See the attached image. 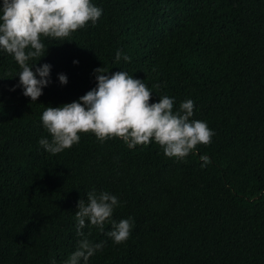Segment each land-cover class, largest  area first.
<instances>
[{
	"label": "trees",
	"instance_id": "trees-1",
	"mask_svg": "<svg viewBox=\"0 0 264 264\" xmlns=\"http://www.w3.org/2000/svg\"><path fill=\"white\" fill-rule=\"evenodd\" d=\"M92 3L103 9L95 25L42 38L47 54L30 63L51 71L37 101L0 51V264H66L81 238L78 201L91 191L117 196L111 220L131 219L132 229L117 245L111 222L93 227L89 239L104 247L88 264H264V0ZM117 50L130 60L117 62ZM101 67L143 80L152 103L167 95L176 111L194 101L192 119L214 131L211 143L181 160L155 141L130 149L81 133L48 153L43 112L79 101Z\"/></svg>",
	"mask_w": 264,
	"mask_h": 264
},
{
	"label": "clouds",
	"instance_id": "clouds-1",
	"mask_svg": "<svg viewBox=\"0 0 264 264\" xmlns=\"http://www.w3.org/2000/svg\"><path fill=\"white\" fill-rule=\"evenodd\" d=\"M102 14L103 9L92 0H3L0 51L11 55L21 69L18 87H22L25 97L37 101L50 83L51 65L45 63L33 70L48 51L42 38L66 40L89 22L95 25ZM121 58L130 60L117 50L116 61ZM94 71L97 86L79 101L60 107L47 106L43 112L42 123L51 139L42 137L39 144L48 153L55 155L70 149L80 142L81 133H92L100 142L119 138L130 149L155 141L167 157L181 160L198 145L211 143L215 133L206 122L192 119L195 105L191 99L181 102L179 110L174 111V98L159 96V101L152 103L153 92L143 80L127 71L110 75L104 67ZM59 81L66 85L68 78L59 74ZM118 205L117 196L106 191L88 192L86 200L78 201L75 219L77 235L81 238L66 264H81V261L88 264L98 250H103L104 242L94 243L89 237L93 227L103 232L106 222H111L112 230L107 236L115 244L127 241L132 229L131 219L118 223L111 220ZM85 228L89 229L87 233L83 231Z\"/></svg>",
	"mask_w": 264,
	"mask_h": 264
}]
</instances>
